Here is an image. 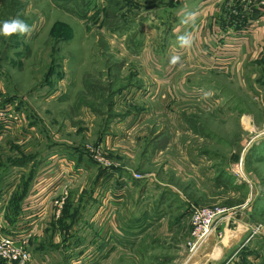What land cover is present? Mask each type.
Wrapping results in <instances>:
<instances>
[{
  "label": "rangeland",
  "instance_id": "rangeland-1",
  "mask_svg": "<svg viewBox=\"0 0 264 264\" xmlns=\"http://www.w3.org/2000/svg\"><path fill=\"white\" fill-rule=\"evenodd\" d=\"M172 3L173 0H0V21L19 17L31 26L29 34L0 37V105L11 106L16 112L26 114L29 126L23 127V130L29 131L30 126L33 127L25 144L15 143L18 138L0 140V173L29 170L28 176L23 174L26 178H21L16 185V193L22 194L29 190L37 168L46 169L48 158L45 155L51 150L46 149L55 140L60 148L63 143L69 142L95 146L103 137L105 120L108 123L112 120L111 113L124 116L130 105L141 117L144 116L143 122L149 128L152 142L153 139L160 138L154 142L161 147L153 149L154 160L142 162L140 168L155 173L157 180L170 181L181 190L184 182L181 183L179 178L183 180V175L197 178L193 172L195 167L189 164L196 162V154L202 152L204 157L216 156L214 160L205 161L209 167H204L206 174L203 184L210 185L208 176L211 170L214 171L215 165L220 168L223 163L218 162L217 155L230 156L232 152L241 150L242 145L239 143L246 136L264 130L256 128L251 119L253 114L259 122L264 121V102L263 105L260 103L263 98L255 97L257 93L254 91L246 94L242 90L244 79L237 73L236 66L228 68L225 64L216 63L217 57L224 58L226 55L222 48L214 49L211 44V38H214L212 30L204 36L207 49L196 46L192 52L189 48L190 52L185 53L179 47L178 23L181 16L177 4L170 6ZM83 13L86 15L84 18ZM213 19L208 18V26L213 25ZM229 20L233 19L226 16L221 21L224 24ZM200 37L194 34L192 39L200 42ZM204 51L214 61L205 58ZM174 57L178 59L173 60ZM135 76H154L152 80L156 88H150L153 96H146L143 90L138 95L130 94L125 98L120 97L117 103L114 102L115 92L121 83H137ZM183 76H188L187 84L179 83ZM168 78H171V96L166 98L162 96V80ZM228 78L231 81L234 79L235 85ZM200 83L211 87H205L201 94L198 86ZM182 85L188 86L185 91L181 88ZM191 85L200 90L197 96H193L196 95L194 89L189 92ZM250 87L253 90L255 86ZM188 92L192 97L185 96ZM51 96L55 101L51 102ZM84 100L92 102L90 106L101 111L94 113V122L97 125L100 122V128L91 133L89 140L86 135L89 122L83 119V114L78 109L89 105L82 103ZM114 103L115 109L112 106ZM258 113L263 116L262 120ZM100 115L102 118L98 117ZM74 128L76 131H73ZM168 136L174 138L170 145L162 147ZM260 136L263 138L264 133ZM177 140L179 143L175 144ZM152 146L149 145L150 150ZM253 147L259 149V155L247 161V164L246 161L242 164L240 160L241 166L239 167V162L237 165L238 170L243 171L247 166L252 172H249V179L255 190L250 204L255 203V200L256 203L260 199L263 201L258 208L260 213L257 214L256 223L262 225L258 232L260 234L255 239L252 237L249 245L240 249L238 254L244 239L219 255L218 248L215 250L214 246L210 247L205 252L209 256L199 254L191 259L193 263L196 261L198 264H207L206 259L210 257L217 258L214 264H264V143L260 146L252 144L242 153L254 152ZM62 149L59 150L60 153L64 152ZM36 152L43 153L42 161L34 159ZM142 154L141 161L144 160ZM94 155L100 158L97 151L94 152L93 159ZM165 159L170 163L169 169L164 168ZM90 160V167H96L97 164L91 158ZM51 168L52 166L48 169ZM175 170L180 171V174H175ZM16 175L18 173L11 172L8 175L10 179H6L11 181ZM205 191L208 192L207 197L199 205L186 202L187 199L194 201V198L183 192L184 202L178 199L177 203H171V210L156 211L153 224L136 225V220H130L131 210L129 215L124 211V240L120 246L123 248L122 257L116 263L110 257H101L100 264H133L136 256L132 250H145L147 244L153 248L152 254L159 256L162 264H183L190 256L186 240L191 228V206L222 209L228 199L231 202V197H235V203L244 202L248 194L247 186H241L234 195L228 191H219L213 195L210 189ZM62 201L63 199L53 204L61 206ZM144 208L143 206L133 212L134 215H141ZM59 212L60 210L55 209L54 213ZM181 216L183 218L180 224L175 222L170 225L169 220H176ZM135 228H139V235L132 237L130 233ZM64 230L67 232V229ZM145 234L147 235L144 237ZM136 239L140 241L135 242ZM194 253L195 251L192 255ZM166 256L169 257L168 260H162L161 257ZM144 262L143 259L141 264Z\"/></svg>",
  "mask_w": 264,
  "mask_h": 264
},
{
  "label": "crops",
  "instance_id": "crops-1",
  "mask_svg": "<svg viewBox=\"0 0 264 264\" xmlns=\"http://www.w3.org/2000/svg\"><path fill=\"white\" fill-rule=\"evenodd\" d=\"M259 1L173 0L170 6L175 4L178 6L179 15L181 16L178 23L180 36L184 34H190L191 37L194 34L198 37L201 36L200 42H197L194 38V43L190 47H182L178 42L179 47L185 53L187 51L190 52L189 48L192 52L196 46H201V49H207L205 47L206 37L204 36L212 30L214 38H211L213 40L211 44H213L214 49L222 48L223 53L226 55L224 58L217 57L216 63L225 64L228 68L236 66L237 73H240L244 79L242 90H245L246 94H251L252 91L255 94L257 93L254 96L263 98L260 101L261 105H263L264 7L259 4ZM190 14L194 15V20L190 18ZM226 16L233 20L226 21L223 24L221 20ZM214 17L215 19H213ZM208 18L213 19L211 22L213 25L208 26ZM185 20H188V23H184ZM203 55H205V58L214 61L213 58L207 55V51H204ZM252 68H255V70H252ZM251 76L254 77L251 78ZM153 77L135 76L137 83L122 82L115 92L113 101L117 103L120 97L125 98L130 94L138 95L143 90V94H147L146 96H153V91L150 89L156 88L152 80L154 79ZM128 80L131 81L130 78ZM188 80V76H183L180 77L179 83L187 84ZM228 81H231V79L228 78ZM233 81L231 82L235 85V81ZM115 84L116 81H114L113 85ZM74 85L76 86L77 83ZM202 85L203 83L198 85L200 86L201 94L203 90L211 87V85ZM250 86L255 87L252 90ZM170 87L171 78L163 79V97L169 98L171 96ZM184 87L183 85L181 86L185 91L188 86L185 85ZM190 88L189 92L193 89L194 93L196 92V95L193 96H197V93L200 92L193 85ZM79 90L76 91L77 94ZM189 92L188 95H185L186 97H192ZM85 93L88 94L89 92ZM53 101L55 100L51 96V102ZM84 101L82 103L89 104L87 105L89 107L79 108L77 104L75 106L82 112L83 119L89 122V128L86 131L89 140L91 133L100 128V122L99 125L94 122L96 121L94 119L96 114L94 115V113L101 111L91 107L90 103L92 102ZM141 102L143 105V101ZM112 106L115 109V103ZM143 106L145 107V104ZM131 107L132 105L127 108L128 111L124 116H115V114L111 113L110 119L112 120L109 123L108 120H105V123H103V137L99 140V144L95 146L85 145L82 142L77 144L69 142L63 143L64 145L60 148L59 143L55 140L54 144L52 143V146L46 149H51L45 155L48 158L46 169L37 168L28 191H24L22 194L20 192L16 193V185L18 182L20 183L19 180L21 178L25 179L28 176V169L18 172L9 170L8 172L2 171V174L0 173V232L15 234L18 238H27V249L30 256H32L33 264H100L101 257H110L112 258L111 261L114 260L116 263L117 259L122 257L121 249L123 248L120 246H122V241L124 240V211L128 215L132 212L130 220L132 222L136 220V225L153 224L156 220L154 217L156 211L159 209L171 210V203L175 201L177 203L178 199L181 202L183 201V192L194 198V201L187 199L186 202L189 201L192 204L199 205L204 197H207L208 192L205 189H210L212 195L214 193L218 194L219 191L223 193L228 191L234 195L235 191L239 190L241 186H247L248 194L244 202H233L235 199L233 196L230 203L228 199L222 205L224 212L219 217L213 232L201 242L195 253L190 255L192 264H198L196 261L193 263L192 258L199 254H204L210 247L214 246L215 250L218 248L217 253L219 255L222 251H229L244 239L239 246L238 254L240 249L249 245L248 242L252 240V237L255 239L260 234L258 232L261 231L262 225L256 223H258L257 214L260 213L258 208L263 201L260 199L256 203L255 200V203L250 204L253 198V190H255L253 183L249 179V172H252L247 166L244 167L243 171L238 170L237 164L240 160H242V164L243 161H246L247 164V161H251L252 158L259 155V149L255 147H253V149L255 148L254 152L244 154L242 151L252 144L256 146L262 145L264 137L262 138L260 134H263L264 130L260 133H250L251 136H246L239 143V145H242L241 150L238 149L232 152L230 156L217 155V158H219L218 162L223 163L220 168L216 165L214 167L211 166L215 169L214 171L212 169L210 176H208L210 185L203 184L206 174L204 167H209L205 161L214 160L216 156L204 157L205 155L202 152L196 154V162L189 164H193L195 167L193 172L196 173L197 178L183 175V180L179 178L181 183L184 182L181 190L170 181L157 180L154 177L155 173L148 170L143 171L140 168L142 162L154 160L155 153L153 149L161 148L154 142L156 143L160 138L157 137L152 142V138L149 137V128L143 122L144 116L141 117L140 113L135 112ZM10 109L14 110L11 106ZM14 111L16 116L0 125V140L6 138L7 141V138H18V140L13 139L15 143L25 144L24 141L30 138V130L32 131L33 127L30 126L29 131L23 130V127L29 126H27L29 122H27L26 114ZM98 117L102 118L101 115ZM260 117L262 120L263 116ZM251 119L256 128H264L263 120L259 122L253 114H251ZM141 121L142 123H140ZM142 129L146 131H142ZM73 131H76V129L74 128ZM24 136L26 137L24 138ZM173 138L168 136L166 143L161 142L163 143L162 147L165 144L170 145ZM178 143L177 140L175 144ZM143 144H145L144 147ZM39 145L41 147V143ZM78 145L81 147L78 148ZM149 145L150 147L152 146L151 150ZM61 149L64 152L60 153L59 150ZM95 151L99 153L100 158L98 160L93 159ZM42 154V152L34 153V159L37 162L42 161ZM141 154L144 158L142 161ZM89 157L98 167L97 165L94 168L90 167V162L92 161ZM164 164V168H170V163L167 159L164 160ZM51 166L52 168L48 169ZM11 172L18 173V175L14 176V179L10 181L6 178ZM25 173L27 175L22 176ZM134 173H139L142 177L136 179L133 176ZM175 174L179 175L180 171L175 170ZM174 187L176 189H173ZM61 199H63L61 206L53 204V202L59 203L58 201ZM143 206L145 208L141 215H134ZM255 207L256 210H254ZM55 209L56 211L60 210V212L55 214ZM181 218L183 216L176 220H169L170 225L175 222L180 224ZM64 229H67V232ZM137 231H140L139 228L131 230V236L139 235ZM139 241L138 239L135 240V242ZM132 251L136 256V261L134 260L133 264H141L143 259L145 261L144 264H162L159 256L152 254L153 248L151 246L148 247V244L145 250L137 248ZM161 258L162 260H168L169 257ZM216 259L208 257L206 259L207 264H214L217 262L215 261ZM0 264L7 263L2 261Z\"/></svg>",
  "mask_w": 264,
  "mask_h": 264
},
{
  "label": "built area",
  "instance_id": "built-area-1",
  "mask_svg": "<svg viewBox=\"0 0 264 264\" xmlns=\"http://www.w3.org/2000/svg\"><path fill=\"white\" fill-rule=\"evenodd\" d=\"M259 4L264 7V0H260ZM16 113L9 106L0 105V125L14 118ZM94 158L98 160L97 155ZM241 163L239 162V167ZM136 179L141 178V174L134 173ZM191 228L186 240V246L189 249V255L196 251L201 242L209 236L219 217L223 214V209L220 208H205L191 206ZM28 239L25 237L18 238L15 234H4L0 232V260L7 264H31L30 253L27 249ZM183 264H192L190 256Z\"/></svg>",
  "mask_w": 264,
  "mask_h": 264
},
{
  "label": "clouds",
  "instance_id": "clouds-1",
  "mask_svg": "<svg viewBox=\"0 0 264 264\" xmlns=\"http://www.w3.org/2000/svg\"><path fill=\"white\" fill-rule=\"evenodd\" d=\"M192 20L195 19L194 15L190 14ZM184 23H188L185 20ZM31 32V26L19 17L0 21V37L9 38L13 34L26 35ZM178 42L182 47H190L193 43V39L190 34H184L179 36ZM178 59L174 57L173 60Z\"/></svg>",
  "mask_w": 264,
  "mask_h": 264
},
{
  "label": "trees",
  "instance_id": "trees-1",
  "mask_svg": "<svg viewBox=\"0 0 264 264\" xmlns=\"http://www.w3.org/2000/svg\"><path fill=\"white\" fill-rule=\"evenodd\" d=\"M82 17H83V18L86 17L85 13L82 14ZM262 144H263V143H262Z\"/></svg>",
  "mask_w": 264,
  "mask_h": 264
}]
</instances>
